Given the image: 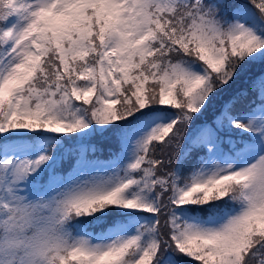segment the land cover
Listing matches in <instances>:
<instances>
[{
	"label": "snow or ice",
	"instance_id": "1",
	"mask_svg": "<svg viewBox=\"0 0 264 264\" xmlns=\"http://www.w3.org/2000/svg\"><path fill=\"white\" fill-rule=\"evenodd\" d=\"M255 65L264 0H0V199L69 209L62 264H264Z\"/></svg>",
	"mask_w": 264,
	"mask_h": 264
},
{
	"label": "clouds",
	"instance_id": "2",
	"mask_svg": "<svg viewBox=\"0 0 264 264\" xmlns=\"http://www.w3.org/2000/svg\"><path fill=\"white\" fill-rule=\"evenodd\" d=\"M69 209L56 198L5 195L0 199V264H62L80 238Z\"/></svg>",
	"mask_w": 264,
	"mask_h": 264
},
{
	"label": "trees",
	"instance_id": "3",
	"mask_svg": "<svg viewBox=\"0 0 264 264\" xmlns=\"http://www.w3.org/2000/svg\"><path fill=\"white\" fill-rule=\"evenodd\" d=\"M264 70V66L261 65H255L253 66L251 73L254 76L256 73H259L260 71ZM246 85L244 84L243 81H241L239 83L238 86H234L230 92L228 94L223 95L222 99L220 101L217 102V106H216V111L219 110V106L220 104H222L224 101L228 100L230 98V96L232 94H235L236 91H239L241 88L245 87ZM240 107V106H238ZM213 119V113L211 111H209L208 113H206L204 116L200 117L199 119L195 120L193 122V125L195 123H203L205 120L211 121ZM93 143H95L97 145L98 148L103 149V151H96L97 152H101V153H106L107 151L110 150V148H114L115 144L114 143H109L106 141H99V140H93ZM87 217H85L84 219L86 220Z\"/></svg>",
	"mask_w": 264,
	"mask_h": 264
},
{
	"label": "rangeland",
	"instance_id": "4",
	"mask_svg": "<svg viewBox=\"0 0 264 264\" xmlns=\"http://www.w3.org/2000/svg\"><path fill=\"white\" fill-rule=\"evenodd\" d=\"M195 125H196V124H195ZM195 125H193L192 127H195ZM190 130H191V129H190ZM190 130H189V131H190ZM92 143H93V142H92Z\"/></svg>",
	"mask_w": 264,
	"mask_h": 264
}]
</instances>
